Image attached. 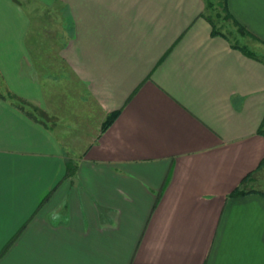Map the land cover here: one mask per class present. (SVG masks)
Masks as SVG:
<instances>
[{"label": "crops", "instance_id": "crops-1", "mask_svg": "<svg viewBox=\"0 0 264 264\" xmlns=\"http://www.w3.org/2000/svg\"><path fill=\"white\" fill-rule=\"evenodd\" d=\"M216 1L0 0L1 92L46 114L0 97V264H264V0H226L257 57Z\"/></svg>", "mask_w": 264, "mask_h": 264}, {"label": "rangeland", "instance_id": "rangeland-1", "mask_svg": "<svg viewBox=\"0 0 264 264\" xmlns=\"http://www.w3.org/2000/svg\"><path fill=\"white\" fill-rule=\"evenodd\" d=\"M207 14L212 19L214 28L224 33L232 43L246 45L249 48L250 46L257 47L256 45L258 44L255 39L246 37V34L241 33L239 29L235 28V23L227 16L222 1L219 0L212 2V5L207 9ZM258 46L260 47L258 48L259 53L264 58V45L260 44ZM24 107L28 110L34 111V109L28 104H24ZM34 112L41 116L39 111L36 110ZM256 178L258 181L255 184V187L264 192V167L259 171V173H257Z\"/></svg>", "mask_w": 264, "mask_h": 264}, {"label": "trees", "instance_id": "trees-1", "mask_svg": "<svg viewBox=\"0 0 264 264\" xmlns=\"http://www.w3.org/2000/svg\"><path fill=\"white\" fill-rule=\"evenodd\" d=\"M223 2V7H224V9H225V12H226V14H227V16L231 19L232 17H231V15H230V13H229V11H228V9H227V2H226V0H223L222 1ZM212 5V3H209L207 6L208 7H210ZM210 21H211V23L213 24V22H212V19L208 16L207 17ZM237 26H238V29H239V31L241 32V33H243V34H249L248 32H247V30L242 26V25H240L239 23H235ZM219 33H222L220 30H216L215 28H214V25H213V32H212V34L213 35H215V34H219ZM224 36H226L224 33H222ZM227 37V36H226ZM257 39V38H256ZM235 47H237V48H239V49H241L242 51H244L245 53H247L248 55H250V56H252V57H257V53L256 52H254L253 50H251L249 47H247L246 45H239V44H236V45H234ZM262 58H263V56H261ZM0 97L1 98H3V99H7L8 97H10V98H12V99H14L15 101H17V106H19V108L22 110V111H24L27 115H29L30 117H33L34 119H38V114H36L34 111H39L40 113H41V117H42V119L46 116V114L42 111V110H40L38 107H34V106H31L33 109H34V111H32V110H28V109H26L25 107H24V104H28L26 101H23L22 99H19V98H17L14 94H12V93H3V92H1V88H0ZM29 105V104H28ZM117 116H118V112H114V113H112L108 118H107V120L103 123V126H102V132H104V131H106L108 128H109V126L115 121V119L117 118ZM261 131H262V127H261ZM264 167V160L261 162V164H260V166H259V168L257 169V170H255V171H253L252 173H250L247 177H245V179H243V181H242V183H241V185L239 186V187H237V189H235L234 191H233V193H231V196H233V197H238V196H242V195H245V194H247V193H250V192H259V193H262V194H264V192H262L261 190H247L245 187H244V185H245V183L249 180V179H251V178H253L254 177V175L255 174H257V172L258 171H260L262 168Z\"/></svg>", "mask_w": 264, "mask_h": 264}]
</instances>
